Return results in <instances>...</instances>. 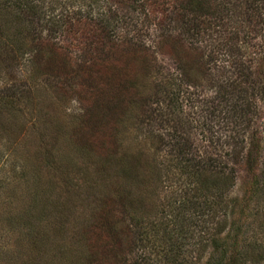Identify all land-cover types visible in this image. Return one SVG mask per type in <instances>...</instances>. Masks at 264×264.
I'll use <instances>...</instances> for the list:
<instances>
[{
  "label": "rangeland",
  "instance_id": "1",
  "mask_svg": "<svg viewBox=\"0 0 264 264\" xmlns=\"http://www.w3.org/2000/svg\"><path fill=\"white\" fill-rule=\"evenodd\" d=\"M29 1L37 11L25 13L26 5L18 20L17 6L11 5L7 15L0 0V264H90L96 229L114 223L126 227L120 219L122 198L155 188L151 200L160 207L177 189L167 171L159 180L153 176L160 161L168 162L170 136L176 131L162 122L167 103L173 105L179 131L199 148L209 132H225L226 109L216 108L210 81L189 86L169 55L167 36L186 35L176 4ZM110 6L111 14L105 15L109 23L104 22L110 37L98 47L107 46L109 39L116 49L109 45L103 54L91 52L81 20H96L100 8ZM193 40L183 37L179 43L195 46ZM200 41L204 59L209 54L214 58L207 66L220 69L228 52L205 37ZM251 63L252 71L256 64ZM249 78L248 93L259 91L260 80L254 74ZM258 113L248 131L264 125V114ZM160 133L166 135L161 141ZM247 187L238 179L229 195L239 197ZM100 210L114 218H99ZM127 240L126 235L125 250ZM128 250L130 258L137 252ZM209 253L210 248L200 264ZM116 257L103 264H113Z\"/></svg>",
  "mask_w": 264,
  "mask_h": 264
},
{
  "label": "trees",
  "instance_id": "2",
  "mask_svg": "<svg viewBox=\"0 0 264 264\" xmlns=\"http://www.w3.org/2000/svg\"><path fill=\"white\" fill-rule=\"evenodd\" d=\"M97 1L100 0H92L95 4ZM171 2L182 12V32L186 35L167 36L165 45L171 50L169 55L180 65L182 80L189 86L200 85L204 79L210 81L206 82L215 90L213 97L218 98L219 103L216 108L226 109L225 120L221 123L225 132H209L206 145L197 147L179 131L178 122L172 118L175 113L173 105L168 102L162 122L167 127H176V131L168 135L172 141L168 162L160 161L158 168L154 166L153 176L159 180L167 171L169 175L166 177H172L176 182L177 189L171 190L174 195L160 207L151 200L156 194L155 188L129 200L122 198L120 219L127 221L126 227L120 228L114 223L97 228L98 243H91L94 250L87 261L92 264L97 260L103 264L105 258L112 259L114 255L117 257L113 264H200L210 248L209 256L202 264H263L264 125L253 131H248V127L256 113L259 112L260 117L264 114V0L151 1L160 6ZM1 5L7 15H11V5L17 6L20 10L18 20L22 19L24 11L21 9L26 5L25 13L32 15L37 11L29 0H2ZM111 10V6L100 8L96 20L93 17L90 21L81 20L83 34H88L89 41H92L89 43L91 52L103 54L109 45L110 49H116V44H111L109 39L107 46L98 47L110 37L111 31L106 29L108 24L104 25V22L109 23L105 15L111 14ZM186 14L190 15L188 20L184 18ZM183 37H190L197 43L203 37L213 45L217 42L216 48H223L229 58L220 69L207 66L210 60H214L212 55L204 59L206 54L197 43L196 47L182 48L179 42ZM253 39H256L255 43H252ZM174 45L175 54L172 53ZM251 60L256 64L252 71ZM253 74L262 85L255 86L259 91L249 94L246 84ZM158 137L161 141L166 135L160 133ZM155 149L157 154L161 150L159 147ZM238 179L247 183V191L239 197L230 196ZM149 200L147 209L145 201ZM100 213L101 219L113 217L105 210ZM126 235L127 250L122 248ZM130 248L137 251L132 258L129 257Z\"/></svg>",
  "mask_w": 264,
  "mask_h": 264
}]
</instances>
